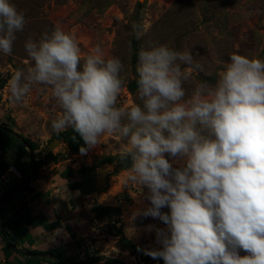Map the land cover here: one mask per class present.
Segmentation results:
<instances>
[{
    "label": "clouds",
    "instance_id": "obj_1",
    "mask_svg": "<svg viewBox=\"0 0 264 264\" xmlns=\"http://www.w3.org/2000/svg\"><path fill=\"white\" fill-rule=\"evenodd\" d=\"M25 25L24 13L0 0V53L12 54ZM132 27L137 40L146 34ZM24 48L33 63L8 80L12 103L45 85L60 109L53 131L72 129L86 145L81 154L105 134L125 141L117 150L121 164L130 162L125 185L147 188L150 202L133 218L167 226L156 229L161 247L146 255L164 264H264V59L232 53L214 84L199 81L189 91L191 73L182 65H194L192 52L148 43L138 53L140 103L124 107V64L100 45L82 54L58 23ZM165 154L182 158V166Z\"/></svg>",
    "mask_w": 264,
    "mask_h": 264
},
{
    "label": "rangeland",
    "instance_id": "obj_2",
    "mask_svg": "<svg viewBox=\"0 0 264 264\" xmlns=\"http://www.w3.org/2000/svg\"><path fill=\"white\" fill-rule=\"evenodd\" d=\"M10 2L18 11L24 13L26 25L23 31L16 34L12 54L0 53V80L4 81L0 89V121L36 143L37 150L34 152L36 161L44 158L46 147L57 143L50 151L57 156V160H47L41 169L42 172L53 168L72 169L80 173L82 168L88 169L97 165L102 157L117 156V150L125 143L116 135L105 134L100 138V144L88 150L86 154L67 157L64 144L53 139L56 132L53 131L51 122L60 109L49 87L35 85L22 103L14 104L10 101L8 80L15 70L26 69L33 63L25 51V42L29 39L38 41L42 34L50 33L56 24L59 23L66 32L76 36L82 54H87L92 47L100 45L108 55L118 57L122 61L124 70L121 79L124 81V87L118 97V106L129 107L140 103L137 96L136 68L138 53L141 47H146L148 43L163 44L177 51L192 52L194 65L191 67L182 65V68H188L191 73L192 83L185 85L189 91L199 81L214 84L232 53L264 59V0H10ZM133 24H139L145 30L146 34L142 39L135 38ZM196 63L202 65L204 70L196 68ZM165 158L174 168L183 164L180 157L165 154ZM100 169H103L101 171L103 176L107 174L105 186L101 191L104 194L83 201L81 212L74 216L78 224H75V228L80 234L75 232L73 244H76L80 253L87 252L94 257L98 255L109 257L107 255L111 250L114 254H119L118 251H114L117 238L108 236L103 238L107 244L104 243L103 248L97 250L93 247L95 238L89 236L87 232L82 237V229L87 225H95L101 233L112 236L117 235L120 230L122 234L126 233L123 241L129 238L135 244L132 245L133 249L129 254L120 253L126 259V264H164L162 258L153 259L146 255L144 250L161 247L156 240V229H164L167 226L158 218L143 216L133 218L137 209L150 206V202L144 198L148 192L147 188L141 189L134 184L125 185L127 170L113 174L114 164H104ZM4 178L8 181L10 176L6 175ZM20 179L19 176V181ZM96 205L111 208V215L103 218L101 222L95 221L96 217L93 216L92 210ZM161 211L167 213L169 209L163 208ZM119 216L123 220V228L113 224ZM9 220L5 212L0 224L4 226ZM2 243L0 241V264H5ZM74 251L76 249L71 253ZM103 251H106L107 255L101 254ZM238 251L241 256L247 255L242 249ZM83 258L86 261L88 259L86 255ZM11 260L17 264L19 257L14 254Z\"/></svg>",
    "mask_w": 264,
    "mask_h": 264
},
{
    "label": "trees",
    "instance_id": "obj_3",
    "mask_svg": "<svg viewBox=\"0 0 264 264\" xmlns=\"http://www.w3.org/2000/svg\"><path fill=\"white\" fill-rule=\"evenodd\" d=\"M3 85L4 81L0 80V89ZM18 136L19 137L8 133L0 127V151L4 154V158L0 160V182H3V178L12 170L21 177L17 184L8 187L0 193V223L5 216L6 206L10 205L16 198L22 199L25 192L32 191L30 183L42 176L43 172L41 169L44 168L46 161L57 160V156L53 152H50L45 155L43 159L33 162L30 155L33 154L34 159L36 158L34 154L37 150L36 143L20 134H18ZM72 136H75L76 139L73 140ZM53 139L64 144L67 157L81 154L80 148L86 147L82 138L70 128L61 132L59 135L55 133ZM104 164H114L113 174H117L122 170H127L130 166V162L121 164L118 155L106 156L102 157L97 165L88 169L82 168V174L86 175L88 172L96 171ZM61 175L68 178L72 175V171L71 169H65ZM78 186L79 184H70L71 188H76ZM93 211L100 217H108L112 213L111 208L100 205L94 206ZM20 213V216L14 221H8L4 226L0 224V237L3 242L2 252L5 264H15L11 260L14 254L19 257L17 264H89L99 261H105V264H125L121 260L106 258L104 256L88 257L89 254L87 255V252H85L88 257L86 261L82 259L80 254L69 255L65 249V245L55 246L46 251H23L18 248L16 241L25 234L30 227L36 228L41 226L46 231L51 232L62 227V223L59 220L52 222L44 214L33 216L25 203L21 205ZM66 229L72 237L75 236L69 225H66ZM119 232L121 233L120 230ZM130 248L133 249V246ZM28 252L31 254L27 255L26 253Z\"/></svg>",
    "mask_w": 264,
    "mask_h": 264
},
{
    "label": "crops",
    "instance_id": "obj_4",
    "mask_svg": "<svg viewBox=\"0 0 264 264\" xmlns=\"http://www.w3.org/2000/svg\"><path fill=\"white\" fill-rule=\"evenodd\" d=\"M3 158L4 154L0 151V160H2ZM64 170L65 169L54 170L53 168H51L43 172L42 176L39 179L30 183L32 191L25 192L22 199H14L10 205L6 206L5 212L10 218L9 221H14L20 216L21 205L25 203L33 216L44 214L50 221L54 222L59 220L62 223V227L58 228L61 230L59 233H56L57 229L49 232L41 226L36 228L30 227L29 230L16 241V245L19 249L23 251H46L49 248L55 246L65 245V249L69 255L80 254L82 259L84 260L83 257L86 255V253H80L79 249L75 246L76 244H73L74 239L76 238L75 232L79 233V231L75 228V224H77V222L75 221L74 216H77L81 212L80 210H82L83 201L87 200V198L93 199L98 195L104 194L101 193V191L105 186L107 174L101 176L100 172L103 169L88 172L86 175H83L82 172L78 173L77 171L71 169L72 175L67 178L61 175ZM2 181L5 182L6 178H3ZM70 184H79V186L76 188H71ZM93 216L96 217L95 221L100 222L103 218H105L100 217L94 211ZM120 219L121 218L119 216V219L116 222H113V224H115L116 226L120 225V227L123 228V220ZM66 225H69L71 227L75 234L74 237L69 234L66 229ZM86 232L90 234L89 236L95 238V244H93V247H95V249L97 250L100 247L103 248L104 243L107 244V242L102 240L103 238L107 236L109 238H117V246L114 251H118L119 254H114L112 250L108 253L109 255H107L106 251H103L104 253H100L109 256H104L106 258H113L121 260L125 264L127 263L126 259H124L123 255H120V253L129 254L131 250L130 247L132 245L135 246V244H133L134 241L131 242V239L129 238L125 239L124 241L122 240L121 237H124V234L126 236V233H124V231V234H122V231L121 233L118 231L117 235L112 236L108 233H101L100 229L95 225H87L82 229V237L85 236ZM0 241H2L1 237ZM73 249H76V251L71 253ZM111 252H113V255ZM88 257L94 256L92 254H89ZM99 262L101 264H105V261Z\"/></svg>",
    "mask_w": 264,
    "mask_h": 264
},
{
    "label": "water",
    "instance_id": "obj_5",
    "mask_svg": "<svg viewBox=\"0 0 264 264\" xmlns=\"http://www.w3.org/2000/svg\"><path fill=\"white\" fill-rule=\"evenodd\" d=\"M0 127L3 128L6 132L11 133V134H14V135H16L17 137H19L18 134H17L15 131H13L9 126H7V125L1 123V121H0ZM56 144H57V143L55 142L53 145L46 147V148L44 149V153H45L46 155L49 154L50 151L52 150V148L54 147V145H56ZM30 156H31V160L34 162L35 159H34V157H33V154H31ZM34 168H35V166H34ZM14 172H15L14 170H12V171L9 172L8 175L10 176V179H9L8 181L0 182V193H1L3 190L7 189L8 187H10V186L15 185V184L18 183V181H19V175H17L16 172H15V173H16V174H15ZM26 254H27V255H30L31 253L28 252V253H26Z\"/></svg>",
    "mask_w": 264,
    "mask_h": 264
},
{
    "label": "bare ground",
    "instance_id": "obj_6",
    "mask_svg": "<svg viewBox=\"0 0 264 264\" xmlns=\"http://www.w3.org/2000/svg\"><path fill=\"white\" fill-rule=\"evenodd\" d=\"M100 174H101V176H103V173L102 172H100ZM102 179V178H101Z\"/></svg>",
    "mask_w": 264,
    "mask_h": 264
}]
</instances>
